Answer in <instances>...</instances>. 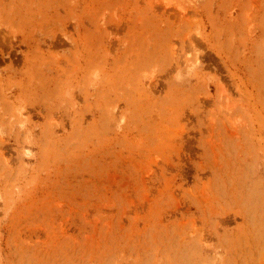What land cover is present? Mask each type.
Segmentation results:
<instances>
[{
	"label": "rangeland",
	"instance_id": "rangeland-1",
	"mask_svg": "<svg viewBox=\"0 0 264 264\" xmlns=\"http://www.w3.org/2000/svg\"><path fill=\"white\" fill-rule=\"evenodd\" d=\"M0 264H264V0H0Z\"/></svg>",
	"mask_w": 264,
	"mask_h": 264
}]
</instances>
